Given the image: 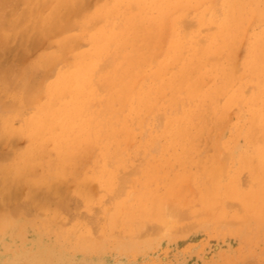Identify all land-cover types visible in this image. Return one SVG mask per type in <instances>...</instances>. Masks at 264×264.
<instances>
[{"label":"rangeland","instance_id":"374dc122","mask_svg":"<svg viewBox=\"0 0 264 264\" xmlns=\"http://www.w3.org/2000/svg\"><path fill=\"white\" fill-rule=\"evenodd\" d=\"M46 1L49 3L51 2L52 4L49 5V3L48 4L46 3ZM63 1L64 0H56L54 3V1L52 2L51 0L50 1L45 0V3L47 4V6L49 5L47 7L46 4L42 3L43 6H42V4H40L41 2H44L43 0H41V2H40V0H32L33 3H31V0H20V2H18V3L14 4V2H13L12 4H9L7 9H6V12L3 15V17H2L3 13L1 12V14H0V21L1 22L3 21V23H4V24L0 23V41H1L0 44H1V46H3L2 48L0 47V76L3 77V80H2V77H0V91H1L0 94H3V97L1 95L2 102L5 101L7 104L9 103L10 100L12 101V99H13V101L12 102L10 101V104L7 107L8 110H6V109L2 110L0 108V153L1 154L3 153V156L0 154L2 157V158L0 157V178H1L0 179V186L1 187L5 186L4 189H6V185L10 184L9 186H7L8 190L0 191V194L1 193L3 194V196H2V194L0 195V201H1L0 202V205H1V207H0V264H264V239H263L264 236L261 234L260 231L256 232V229H253L250 231L249 226H250L251 218H250L249 214H246L248 212H245L246 206L243 207V205H242L243 204L242 193H247L248 190L251 189V187L255 184V182L253 180V178H254V170H253L254 165L259 164V167L258 166H256V167H258L260 171H261V169L264 170V168H261L259 156H257L258 158H256V156H255L254 161L252 158L253 156H251V158H252L251 160L253 162H257V160H258L257 164L251 162L250 165H247V164L242 165L240 162L241 156L243 154H246L248 151H249L248 152L249 154H252L253 152L255 153V151H253V150H255L257 147H261L262 150L264 149L263 144H262V146L261 145L258 146L260 141H261V143L264 141V137L261 135L262 133H264V126H263L264 120H262V119H264V112H263V109H264V106H263L264 96L263 95H264V93H262L260 95V98L262 100L259 101L260 98L258 97L259 100L257 101L259 103L258 105L260 107L263 106L262 108H260V107L257 108V102L254 103L255 104L254 106H253V104L251 105V102H252L251 99L252 98L255 101L257 100V97H256V99L253 97V95L256 94L255 92L258 93V91L260 92V90L263 89L261 87L262 84L260 83V80H259V84L256 83L257 81L254 79L256 77L252 78V80H251L250 77H252V76H249V74H251V73H249V71H245V70H247V69H245V67L242 68L244 66L243 62H245L247 48L249 47V44L253 43V41L255 39L254 36L263 31L264 22H260V20H258L257 17L252 16L251 14H250V16L247 15L245 17V20L247 22L245 23V21H244L243 25L237 29L236 34H235L236 36H234L233 40L231 41L232 43H230V46L232 48L229 46V51H226L223 49V51H221V53H219L217 55L216 54H210V56H208L209 60H207V61H209V64L213 63V64L217 65V63H221V61H224V59H227L226 62H229V61L233 62L236 66L235 69L238 70L239 72L234 70L233 69L234 66L231 67L234 64L231 63L232 65L230 66V62H229V67H231V69H232L231 75L234 76L235 79H237L238 76L241 75L240 77L245 79V81H247L246 78L249 79L250 81L248 80L249 82H246V86H245L244 94H243L244 97L241 101L234 103V104H223L221 106L219 101L213 100V101H208L204 105H201L200 107L197 108L198 110L197 109L193 110L194 112L189 117V120L186 123L185 128H184L185 130H188V128H189L188 125L191 123L190 129H189L190 132L188 130V134H187V137L189 138V139L187 138V141L190 143L188 145L192 146V147H191V150L189 152L190 156L188 154L187 157L188 156L191 157L192 160H191V158L190 159L188 158V159H186L187 161L185 160V162H183V163H180V162L177 163V161L175 162V160L173 159L174 153L175 154L179 153L181 149L176 147L178 150L177 149H175L176 151L173 150L172 139H170V136L168 134H166V135L164 134L163 128H164V125L166 122V115L170 114V113H172L174 115H180V114H182V107L180 105H178L179 108L176 107V110H172V109L168 110L167 100L164 97V100L163 99L160 100V102L162 103V106H160L161 107L160 110H159V106L158 107L157 106H154V107L150 106L151 111H150V109L148 111H146V113L149 114V116L148 115L147 116L150 119L147 117L145 122H143V120H142V122L140 121L142 125H145V127H143L141 125L139 126L140 122L134 123V125H133L132 122L130 120H128L132 124V126H131L132 128H131V127H129L130 123H127L128 121L127 120L125 121L123 119L118 122L119 124H116L117 128L118 127L121 128V131L119 130V131H117V133L119 135L121 132L120 135L122 137H120V135H119L118 140H117V136L115 135L114 137H112V139H113V141L115 139H116V141H118V145H117L116 141H114L113 143H115L119 148H120V146H119L120 141L122 144L121 147H124V149L121 148L123 151L119 150V148L117 149V147H116V151L118 152V153L117 152L116 153L119 156V158L123 159V161H124L123 164L114 165L112 163L113 160L111 158L107 159L108 157L104 154L105 153L104 150L106 149L105 144L98 142V141L96 142L94 137H92L91 135L84 137L82 142L80 143V147L78 146L74 150L72 149L70 154L68 153V151L66 152L67 154L65 153L66 158H67V156H71L74 154H75L74 156L76 157V153L80 154L79 156H80V158H83L82 160L78 159L79 158L78 155H77L78 158L76 157L77 160L80 161V163H78L76 161V158L74 156H71L73 159H71L69 157L68 159L70 161L67 159L68 161H67V163H65L66 162V158L64 157L65 154L59 153V151H61V150L57 148L56 141L52 140V139H54L53 137L55 136V134H52V133L46 131L47 134L45 133L44 136L41 135L42 137L39 136L40 138L37 139L36 138L37 137L36 136V133H37L36 127H38V126L35 124L33 126L24 125V117H31V115L36 111V109L39 108L44 102H46L47 99H49L48 95H47V89L49 86H51V84H53L54 82H56L58 80V75H59L61 70H65V69L73 70V69L77 68V65L82 64V61H83L82 58L83 57H84V59H85V57H87V59L88 58H95V55H93V53H92V42L88 38L87 31L92 32L94 30L100 29L108 23L109 17H108V15L106 16L107 12L105 13V12H101V11L103 8H104L103 11H106L108 8L111 7L112 4H114V2H113V0H83V1L78 0L79 2L81 1L79 3L77 0H73V1L67 0L66 5L65 4L61 5V2H63ZM71 1H72V3H71ZM215 1L216 2H222L223 0H215ZM247 1L250 2L252 0H247ZM70 3H71V5H70ZM125 6L126 5L123 4L122 8H126ZM34 7H35V9H34ZM29 8L31 9V12H28V11H30ZM27 9H29V10L26 11ZM60 9H62V10H60ZM185 9H184L185 11L183 10V12H182L183 15L180 18V21L178 23V28L182 32L197 33L199 41L204 43L206 41V37L209 34L216 33L218 31V27L215 23H210V24H201L200 23V21H199V15H200L199 14V8L196 7L194 4L188 5ZM56 10H57V16L59 15V18L55 16ZM23 12H26V13L28 12V13L25 15V14H23ZM22 14H23V16H22ZM29 14H31V15L27 16ZM169 14H171V13H169ZM171 15H169V16L172 17ZM18 16H20V17H18ZM47 16L50 18H48ZM102 16H104V17H102ZM22 17H24V18H22ZM25 17H26V19H25ZM28 17H30V18H28ZM41 17L44 18L43 22L41 21V19H42ZM21 18H22V21H21ZM23 19H25V21ZM37 19H38V21H37ZM13 20H14V22L15 21L17 22V20H18L17 25L13 24L14 23ZM47 20L48 21L51 20L50 25L48 24L51 27V31L53 30V24L52 23H54V25L56 26L55 28H57V29H54L51 33H49L50 28L47 25V23H48ZM165 21L166 22L164 23V26L162 29L163 33H161L162 31L160 32L158 30L162 35L157 32V29H155V27L148 28V31L150 32V37L148 36V38H153V39H152V41L150 40L151 42L148 43L149 47L147 48V50L150 51L149 55H151L153 57L152 58L150 57L151 60L149 58V60L147 61L148 66H146V65H144L145 67L143 66L145 70L143 69V67L141 68V71H142V69L144 71V72L142 71V74L150 73V71L159 62L168 58V56L170 55L169 53L171 51L170 50L171 48L169 45H171V41H172L173 26H172V22H171L172 20H170V18H168V19L166 18ZM37 22L38 23L42 22V27H43L42 29L40 28L41 25H38ZM60 23H62L61 27L66 24V27H69V28H66V29L59 28ZM67 23H71V24H67ZM45 24L47 26H45ZM58 25H59V27H58ZM140 25L142 28L147 27V24H145V23L140 22ZM25 29L28 30L29 37L27 36V30H26V35L23 34ZM84 29H85V31H84ZM239 29H241V30H239ZM47 30H48V32H47ZM149 32H148V34H149ZM1 33H3V34H1ZM238 33H239V36L237 38ZM155 34L156 35L160 34V37L161 36L162 37L160 38L159 35L156 36ZM77 35H78V37H77ZM153 35L156 37H159V38L153 37ZM35 36H36V38H35L36 40L34 39V41H35L34 42L33 38ZM38 36L40 38L37 39ZM71 36L73 37V39H74V36L77 39L75 38L74 40H76V41L75 42L72 41L73 42V43L71 42L72 45L68 46L70 49H68L67 46H61V43L64 40H67V37H71ZM27 37H28V39H26ZM154 38H156V40ZM235 38H237V39H235ZM39 39H40V41L38 42L37 40H39ZM158 39H160L159 40L160 42L162 40L161 44L158 42ZM32 41L34 42V44L35 43L39 44L41 41L42 42H41V44L36 46V44L34 45L32 43ZM148 41H149V39H147V42ZM153 41H156V42H153ZM234 41H236L237 43H235ZM2 42H5V43L3 44ZM157 44H160V49H158L159 45H157ZM156 46H157L156 51H154L155 50L154 47H156ZM63 48H65L66 50ZM152 48H154V50ZM233 49L235 50V53L234 52L231 53L232 51H234ZM152 51H153L154 55L152 54ZM155 53H157V54H155ZM226 53L228 54V57L230 56L229 60H228ZM167 54H168V56H167ZM87 55H89V56H87ZM211 55H215L214 56L215 58L217 57L214 60V62L211 61V58L213 57ZM224 55H225V57H224ZM222 56L224 57V59L222 58L223 60H220L221 59L220 57H222ZM231 56H233L232 61H231V58H232ZM47 57H50V60H53L55 62L54 63L52 61L50 62L49 59H47L48 61H43V62L41 61L42 59H46ZM52 57L53 58L56 57V58L53 59ZM57 58L59 60L58 62L56 60ZM217 59L219 61L217 63H215V61H217ZM261 62H262V64H264L263 63L264 62L263 56H262ZM100 63H101L100 64L101 67L99 66V70L105 71L107 69L105 67L107 63L105 61H101ZM1 64L5 65L6 67L1 65ZM30 64L31 65L34 64L32 66H35L37 68V71H39L38 67H41V69L44 68V70L40 69L41 72L43 71L42 76H44V72L47 73V66H49L48 64H50V65L52 64L53 67L51 65L50 67H52V69L50 71H48L47 74L45 73L46 77L45 76H44V78L42 77L43 81L41 78H39L40 80L38 82L40 83V86H38L39 85V83H38L37 89H35L32 93H30L31 95L29 93H28L29 95H26V93H25L24 94L25 97L23 96V98H22V96H21V95H23L22 92L26 90V88L23 86L25 84L28 86V84H29V81H28L29 78L27 77V75L30 76L29 72H31V68H33ZM175 64H176V66H174ZM27 65H29V66H27ZM177 65L180 68V66H179L180 63L178 64L176 62H173L171 64V66L169 65L170 68L169 67H168L169 69L167 68V70L169 72L166 70V74H167L166 76L170 77V76L176 74V72L179 70ZM173 66H174V69H172ZM4 67H5V69H4ZM29 67H31V68H29ZM147 69H148V71H146ZM170 69H172L171 70L172 72L170 71ZM175 69H176V71H175ZM242 69H243V71H242ZM6 70L7 71L11 70V72L14 75H16L15 73H17V74L22 73L24 75L18 74L17 78H16V76L11 74L10 77L7 76V77H9V79H8L9 81H8L5 79L6 76H4L6 73H8ZM26 70L28 73L26 72ZM195 70L193 72H195ZM197 70L199 72L200 71L203 72L204 69H202V68L198 69V67H197ZM197 70L195 72V74L197 73L196 76L193 73L194 76H191V78L189 80L184 82L183 87H185V86L187 87L189 85V83L196 82V84L200 85V84H202L201 82H203V84L200 85V87L197 85L199 88V93H200V91L203 88L205 89L207 87H210L211 86L210 83L214 84L215 79L211 78V77H213V75H211V74L209 75L210 76V78H209L208 74L206 73L205 75L207 77L203 76V78H201L200 80H196V78L199 74V72H197ZM238 73H239V75H238ZM242 73H243V75H242ZM2 74H4V75H2ZM262 75H264V74H262ZM262 75H260V76H262ZM22 77H24V78H22ZM10 78L13 80H11ZM27 78H28V80H27ZM207 78H208V81H211V82L206 83L202 80V79H204L205 81H207ZM261 78H259V79H261ZM14 79L16 80L15 82H14ZM262 79H264V77ZM262 79H261V82L264 81ZM10 80L13 81V83ZM20 80H22V81H20ZM253 80L256 82H254ZM139 81H141V80L138 79V82ZM199 81H200V83H199ZM18 82L21 83V85H19V87L17 85ZM140 83L141 82H139L138 84H136V83L135 84H136V86H139ZM262 83H264V82H262ZM174 84L177 85V82H174ZM10 85L13 86L14 88L11 87ZM20 87H22V88L19 89ZM15 88H17V89H15ZM23 88H25V90ZM14 89H15V91H13ZM257 89H259V90H257ZM20 90H21V93H19ZM102 93H103V91H102ZM33 94L35 97L33 96ZM177 94H179V95L177 96ZM177 94L175 93V96L177 99H179L182 95V92H178ZM68 95L69 94H67L66 97H63V99L61 101H68L70 99L69 97H71L70 95L69 96ZM29 96H31V97L28 98ZM1 98H0V101H1ZM3 98H4V100H3ZM14 101H15V105H14ZM27 101L30 103H28ZM189 103L190 102L188 101L185 104L189 105ZM1 104L3 105V108H6L5 105H7V104L4 105L3 103H0V107H2ZM11 104H13L14 106H12L11 109L9 110V106H11ZM28 104H30V106ZM210 104L214 106V108L212 106V109H214V111L211 110ZM153 108H154V110L152 111ZM224 108L225 109L228 108V109H226L228 111H224ZM124 109L125 110H123V108H122V111H124L126 113V115L124 112L121 111V114H122L121 117H124V115L125 116L129 115L128 109H126V107ZM165 109H166V111H165ZM204 109H205V111H204ZM216 109L219 110L218 113H217ZM252 109L253 110L255 109L256 111H257V109H259L257 112L261 111V113H263L262 114L263 118L260 117V120H262V122L260 120L258 121V123L261 124V125H259V127L262 126V128H259V127H257L258 125H256L257 130L255 128V132L257 131V133H256L257 135H255V133L253 132V134H254L253 136H255V137L257 136L256 140H258V135L262 136L259 138V139L262 138V140H258V142L254 139L255 137L253 138L257 142V144L255 143L256 146H255V144H252L253 141H252V143L249 141L250 138H248V139L245 138V135L247 137V132H248L247 130L249 129V126H251L249 123L250 122L249 120H250V117L252 114ZM201 110H202V112H201ZM203 111L206 112L205 115L203 114ZM149 112H153V113L150 114ZM161 112L165 113L163 115V117L159 116L161 114ZM222 112H223V115H222ZM146 113L143 116H146ZM224 114H226V115H224ZM203 116H205L206 119L203 118ZM218 116H220L221 119ZM158 117L161 120H159ZM164 117H165V119H163ZM200 117L204 120L200 119ZM5 119H8V120L6 121ZM128 119H130V118H128ZM143 119H144V117H143ZM151 120L153 121V123ZM162 120H164V121L161 123L160 121H162ZM122 123H124L125 125ZM235 123H237V124H235ZM147 124H149V125H147ZM240 124L242 126L244 125V127L240 128L241 130L240 129L238 130V128L240 126L236 129L237 125H240ZM5 125H8L9 127L5 126ZM161 125H163V126H161ZM140 127H143V128H140ZM193 127H194V129L192 130ZM202 127L204 128V130ZM127 128H128L127 131H130L127 133H130L129 135H131V137H133V138L135 137L134 138L135 140L131 139V137H129V135L125 132ZM134 128L136 130H134ZM195 128L197 129L196 131H194ZM131 129H133V131H134L133 135H132ZM140 129H142L143 131L139 132ZM258 129H261L260 133H259ZM237 130H238V132L241 131L242 135L237 133L236 132ZM135 131H137V132L135 133ZM191 131H192V133H191ZM202 131H204V132H202ZM48 133H50V134H48ZM198 133H199V135H198ZM235 133H237V135H235ZM149 134H150V137H149ZM200 134H202L201 137H199ZM238 134L240 135L239 137H238ZM151 135H152V137H151ZM196 135L201 140V141L199 140L200 142L198 141V138L196 137ZM234 135L237 136L238 138L235 137V139H233L232 136L234 137ZM123 136H126L128 138V140H130L132 142L134 140V142H133L134 144L132 142L130 143V141H128L126 144V141H124L125 137L123 139ZM165 136H167V137H165ZM148 137H149V139H147V140H149V142H146V138H148ZM158 137H160V138H158ZM164 137L167 139H164ZM7 138H8V140H7ZM127 138H126V140H127ZM154 138H156V139H154ZM41 139H43V140H41ZM92 139H93V141H92ZM139 139H143L142 143L140 142L142 145L139 143ZM150 139H152V140L154 139L153 140L154 142L157 141L158 147H155L156 144L154 145V142H152V140H150ZM191 139H192V141H191ZM86 141L88 143L90 142V144H88V145H90V147L87 150V152L85 150V148L88 146ZM47 142L50 144L48 147L46 146V145H48ZM151 142L153 144H151L152 147L151 146L150 147L153 150L159 149L160 153H159V151H157L156 152L157 154H155V153L152 154V152L149 151L151 149L149 147V144ZM157 142H155V143H157ZM42 143H44V144H42ZM83 143H84V145H86V146H84L85 148L82 145ZM98 143H100L101 145ZM128 143L131 144L132 147L130 145H128ZM145 143H147L148 145L146 144L147 145L146 146ZM194 143L195 144L197 143V145L195 146ZM40 144L43 145L42 148L45 147L47 151L49 150V152H47L45 150V152H43V154H41V152H40L41 158L39 155L36 156V154H35L36 149L34 150L35 145L41 146ZM102 144H104V145H102ZM97 145H99L100 147L102 146V147L98 148ZM126 145L129 149H127ZM143 145L146 146V148L145 147L142 148ZM153 145H154V147H153ZM198 145L200 147H198ZM135 146H136V148H135ZM166 146L168 147L167 150H165ZM252 147H254L255 149ZM100 149H101V151H100ZM143 149L144 150L147 149V153H145L146 151L144 152ZM198 149H200V150H198ZM79 150L81 151V153L79 152ZM84 150L86 152V155H83V153L85 154ZM127 150H129V151H127ZM50 151L54 152L55 155H53L54 153H52L51 155H53V156H51ZM194 151H195V154H194ZM121 152H123V154ZM161 152H163V153H161ZM44 153L47 157L44 155ZM130 153L133 155H131ZM164 153L166 154V156L164 155L165 158H167L169 155L171 156L167 159V161L171 162L172 165L174 163L175 164V165H173L174 168L178 167L181 164V166H180L181 168L180 167L178 169L175 168L176 173L181 171V169L185 170V172H186V170L188 168L185 169V167H189V168L192 167L191 169H189V173L193 172V174H191L192 177L190 178L192 180L189 179V177L191 175L187 171V173L184 176L186 178L180 176V173H179V175H176L178 177H176V180L174 183L176 185H180V184L182 185L183 183L189 184L188 180H190V181H192V183H194V186L192 187L191 184H190L191 186H187L188 184H186V185H183V187H182L180 185V187L177 186V189L171 190L170 194L175 195V196H172V198L170 196H168V198L173 199V197H175L178 201H181L180 202L181 208L179 207L180 209H178L177 213H175V214H172V213L176 212L177 209H175V211L173 209H171V210L169 209L170 211L173 210V212H171V213H169L170 211L167 213L166 212L167 210H165L166 214L165 213L163 214V212H164V210H163L160 213V216L162 218H160V217H158L159 214L156 213V209H155V212H154L155 214H152V215H154L152 217L151 213H153V212L150 211L151 210V207H150L151 201L149 200L147 202V204L145 205V208L144 207L143 208L147 209V211L151 212V213H149L148 216L152 217V218L145 219L146 218L145 217L144 221L145 220H147V221L143 222V224L141 223L143 221V219L140 222L135 221V223H137V224H135L134 221L133 222L131 221L133 223L132 228H134L132 231L130 229L131 226L130 227L126 226L128 221L125 219L127 216L126 214H128V210H129V212H131L130 206L133 205L132 208L134 207L133 209H135L140 204H142V201L144 200V196H146V198H147V197H149V195L154 196L157 193L160 195L161 190H162V192H166L163 187L166 186V182H170V180H171L170 175H173L175 173L172 171V168L170 167L171 164H167L168 162L165 161L163 156H162V158L160 157L161 154L163 155ZM151 154H152V156H150ZM154 154L157 156L158 161L155 159L156 156ZM31 155H32V159L30 157H28ZM33 155H35L36 157H34ZM42 155L45 156L46 158H48V160L45 159ZM191 155H193V156H191ZM81 156H84V157H81ZM20 157H21V159H19ZM160 158H161V160H160ZM193 158H194V160H193ZM263 158H264V155H263ZM17 160H18V162H17ZM49 160H51V161L53 160L52 163H55V161H56L55 165L62 162V164L60 163L62 166L59 168V167H57V166H60L58 164L55 167V165H53L51 163V161H49ZM108 160L110 161L111 165H108V162H109ZM126 160H127V162H126ZM152 160H154V161H152ZM37 161L39 163H41L42 165H45V164H43L44 161H45L44 163H47V164L45 166H42L41 164L37 163ZM73 161H75V162H73ZM146 161H147V164L145 165ZM149 161H150V163H149ZM162 161H164V163ZM172 161H174V162H172ZM12 162H13V164H15V166L12 164ZM155 162L157 164V165L155 164L156 172L158 171L157 169H160V171L158 173H156V172L155 173L158 174L159 176L153 174L154 170H150V169H153V167H154L151 164H154ZM187 162L190 166L187 164ZM192 162L194 164H192ZM197 162L198 163L200 162V163L197 164ZM48 163L49 164L51 163V164L48 165ZM69 163H72V164L75 163V164L73 166L71 164V167L69 169L68 166H65ZM160 163L163 164L162 167L164 166L163 168H165L164 172L166 173V175H165V173H163L164 169L162 170L161 169L162 167L158 168V167H160L159 166ZM33 165L35 167H33ZM51 165H53V166H51ZM99 165H100V167H99ZM112 165H113V167H112ZM143 165H145L146 167ZM198 165H200V166H198ZM201 165H204V166H202L203 168L201 167ZM74 166H77L78 168L74 167ZM101 166H102V168H101ZM117 166H119L120 168ZM142 166L145 167V169ZM151 166H152V168H151ZM207 166L214 167V168H211L207 171V169H208V168H206ZM218 166H221V168L219 167L221 169V172H219V175H218V171L220 170V169H218V171L216 173V175H218V177H215L216 176L215 174H214L215 176L213 177L212 174L214 173V171H216V167H218ZM38 167L41 168V170ZM52 167L56 171H58L57 168H59L62 170H66L67 172L64 171L65 173H68L69 172L68 170H70V172L68 174H65L63 171H62V174H60L61 171H60V173L59 172L54 173L53 171H55V170H53ZM72 167H74V168H72ZM10 168L12 169V172H11ZM23 168H24V170H23ZM27 168H28V170H27ZM76 168H77V170L79 169L78 172H77ZM167 168L168 169L170 168L171 170H168ZM2 169L8 170V171L6 172ZM32 169H34V171ZM38 169H39L40 173L38 171H36ZM45 169L47 170L48 173L50 172L49 171L50 169L53 172V174H52V172H50V174H52L51 176L50 175L46 176L48 179H46L45 177L43 178V176L48 174L46 172H44V173L42 172V171H46ZM141 169L148 171V172L145 171V173L143 172L144 174L149 173V174H146L147 177H149L151 174H153L155 176L154 177L155 179L149 177L150 183L147 182L148 179H146L147 181H144V180L142 181L141 179L144 178V176H143L144 174L142 173ZM175 169H173V170H175ZM202 169H203V173L205 172L204 174L206 175V177H204L205 175L202 173ZM18 170H20V172ZM108 170H109V173H108ZM212 170H213V172H211ZM16 171H18L19 174L21 173L20 175L25 174V176H23V177H25L23 181H22L23 177L21 176L20 178H21V181L26 185H24L23 183H20V181L16 180V178H17V177L15 178V176H17ZM103 171L104 172L106 171V173H104ZM75 172L78 173L77 176H76ZM172 172H173V174H172ZM181 172H183V171H181ZM187 174H188V176H187ZM198 174H203V177L201 178V182L199 184H195L196 181L194 182V177ZM209 174L213 177V179H214L213 182H210V180H211L210 178H212V177L208 176ZM59 175H63V177H60ZM68 175L69 176H71V175L76 176V181H74L75 178L69 177ZM4 176L5 177L11 176L10 177V178H12V179H10L11 182H9V179H8V181L5 180L6 182L4 183L3 179H6ZM174 176H171V177H173V179H174ZM40 177H42V178H40ZM67 177H68V179H67ZM96 177H98V178H96ZM157 177L160 180L156 179ZM180 177H181V179L184 178L183 181H181ZM20 178H18V179H20ZM168 178H169V180L167 181ZM205 178L207 179V181ZM60 179L61 180L67 179L66 182L62 181V182H64V184H62L63 185L62 190L66 189V191H67V189H68V191L66 192V193H68L67 195H70L69 194L70 193L69 188L73 189V190H70V191H72L71 194L73 193L71 195V197L67 196L68 198L66 199V201L67 200H70V201L68 204H67L68 201L65 202L64 207L63 206L61 207V204H59L60 202L57 204V202L60 200V197H62V193L60 194L58 192L60 194V197L56 196V197H59V200L56 199L57 202L55 201L56 202L55 204L52 203L53 201H51L52 199L54 200L56 198L54 195H57V193H55V192H57V189L56 190L54 189V191H53V188H54V186H55V188H57L56 186L59 185V183H60V182H55V184H52L53 180H55V181L59 180L60 181ZM69 179L70 180L74 179L73 180L74 185H77V182L79 183V186L77 185L78 187H77L76 191L73 188V187H75V186H73V184H71L72 187L71 186L69 187V185H70L68 183ZM106 179H107V181H106ZM151 179H154V181L153 180L151 181ZM186 179H187V181H186ZM27 180H28V182H27ZM115 180H116V182H114ZM140 180L142 182H146V183L143 184L141 182L143 185L141 184L140 187L137 188ZM155 180H156V182H155ZM112 181L114 182V184ZM179 181H180V184H177L176 182L179 183ZM215 181H217L219 183L222 182L223 184H225V186H223V190L219 194V196H221V198L217 197L218 194H215L214 192L210 191V189L212 190V188H213L210 186V184L212 186L214 185V188H215V183H214ZM1 182L4 184H1ZM43 182L44 183L47 182L46 184L49 185V187L46 186V184H44ZM48 182H50V183H48ZM32 183H33V185H32ZM41 183H43L46 186L45 190H44L43 185H41L42 190L40 189L41 186L39 184H41ZM65 183H67V184H65ZM70 183H72V181H70ZM208 183H210V184H208ZM16 184H17V186H20V188H22V190L20 189L22 192L19 190V187L17 188V186H16L15 189H18V190H16L17 192L15 190H13V191H15L14 193L16 196L11 195L13 192V191L11 192V189H14V188H12V186H15ZM28 184H30L32 187L34 185L36 188L38 187V189H36L37 193H38V191H39V193L42 191L40 194L42 195V197L43 196L44 197L42 198L40 196V194L38 196L40 197V199H42L41 200L42 203L45 202L44 205H42L40 207L37 206V204L40 201L37 200L38 196L36 195L37 193L34 191L35 187H33L34 189H32L33 192L31 191L32 194H29L30 193L29 190L31 187L29 186V188H28ZM89 184H91L90 185L91 187H89ZM111 184L115 185V186L110 187ZM158 184H159V187H158ZM204 184H205V186H204ZM67 185L69 188H65V186L67 187ZM80 185H82V186L80 187ZM83 185H85V187ZM148 185L150 187L149 191H148V189H146V188H148ZM186 186L190 190V191L188 190V192H191V193L193 192L192 193L193 197H191V196L188 197L189 199L191 198L192 201H187V203H188V204L186 203L187 205H185L186 198H184L185 192H186V190H185ZM203 186L205 188H207L206 190L208 193L209 192L211 194L214 193V194H212V196L215 195L216 198L222 199L221 200L222 202L220 200H219L220 202L219 201L216 202V200L213 198L212 199L214 201L212 202L211 201L212 199H210V194H208L210 201L207 202V204L205 203L206 201H202L203 200L202 194H204V196L205 195L207 196V193H204L205 189ZM82 187H83V190L81 189ZM109 187H110V189L108 190ZM156 187H157V189H155ZM181 187L184 189V191L182 189V191H183L182 193H184V196L181 198H184V199L180 198L181 193H178L179 195H176L177 192H180L179 188L181 189ZM209 187H211V188H209ZM47 188H48V190H52L50 192H53L52 193V194H54L53 198H52V194H50L49 191L46 192ZM50 188H52V189H50ZM78 188H80L79 189L81 192L80 194L78 193L79 192ZM214 188L212 191H214ZM75 189H76V187H75ZM1 190H2V188H1ZM25 190H27V192L28 191L29 192L26 193ZM135 190H136V192H135ZM8 191H9V194L6 193ZM58 191H60V189H58ZM139 191H140V194H138ZM141 191L142 192L144 191V193L145 192H147V193L141 194L142 193ZM174 191H175V193H174ZM44 192H46V194L47 193L49 194L47 196V198H45L46 195L42 194ZM60 192H62V191H60ZM34 193H36L35 195H36L37 199L36 198L35 199L37 200L38 203L36 201L35 202L37 204L33 203L34 201L32 200V199H34V195H33ZM191 193H186L187 194L186 197L188 196V194H191ZM26 194H27V196H25ZM17 195H19V196H17ZM31 195H32V198H31ZM137 195L140 197L139 199L134 198V196L137 197ZM49 196H51V197H49ZM215 196H214V198H215ZM1 197H2V199H3V197L6 199H4L2 201ZM48 197L50 199H48ZM178 197L180 199H178ZM30 198H31V200H30ZM129 198L132 200L129 201L128 200ZM133 198L135 199L136 205H135V203H132L134 200ZM44 199H46V201ZM169 199H166V201ZM47 200H50L51 203ZM173 200H169V201L176 203L177 200L176 201H173ZM183 200H184V202H183ZM46 202H49V203L47 204ZM124 202L127 203L126 206H129L132 203L129 206L130 208L129 209L127 208L128 210L126 212H125L126 207H125L124 211H123V208H121V211H120L121 205L123 204L125 206ZM137 202H138V204H137ZM23 203H25V204H23ZM33 204H35V205H33ZM46 204H47V207H46ZM171 204H173V203H171ZM28 205H30L28 208L31 211L27 208ZM66 205H67V207H65ZM166 205H167V203H165V206ZM244 205H245V203H244ZM34 206L35 207L37 206V207L35 208ZM173 206H175V204ZM178 206H180V205L177 204V207ZM177 207H175V208H177ZM24 209H26V210H24ZM133 209H132V213H135V217H137V215L140 216V214L142 213L141 212L138 214L137 212L143 211V210H141L142 208H140V210L136 209L137 212H135ZM181 209L184 211L183 212L184 214L182 213ZM18 210H20V211H18ZM122 211L125 213V215H124L125 217L124 216L123 217L125 219L126 224H124V226H122V224H120V221L124 220L122 217L121 220L117 219L118 222H116V224H114L116 226L114 227L112 225V228L110 229L109 227L111 226V223H110L111 219L114 220L115 218H113V217H115L116 215H117L116 218H120L121 215H123V214H121ZM145 211H143V212H145ZM180 211H181V213H180ZM180 214H182V215H180ZM10 215H11V217H10ZM49 216H51V217H49ZM130 217H131V215H130ZM135 217L132 216L133 219H131V220H134ZM53 219H55L56 221ZM127 219H128V217H127ZM161 219H164L165 222L162 221ZM165 219H167L168 221ZM131 222H129L128 225L129 224L131 225ZM109 223H110V225L107 228ZM138 223L139 224L141 223L142 225L137 226ZM244 227L246 228L247 232H244ZM88 229L91 230V232ZM87 231H89V232H87ZM240 231H242V232L240 233ZM66 232H67V235L65 236ZM242 234H243V236H242ZM89 235H90V238L88 237ZM91 236H92V238H91ZM90 243H92L91 247H90V245H91ZM93 245H94V248H92ZM96 245L98 247L95 248ZM260 258H261V260H260Z\"/></svg>","mask_w":264,"mask_h":264},{"label":"bare ground","instance_id":"6f19581e","mask_svg":"<svg viewBox=\"0 0 264 264\" xmlns=\"http://www.w3.org/2000/svg\"><path fill=\"white\" fill-rule=\"evenodd\" d=\"M44 2H41V0H40V4H48L49 2H47L46 1V3H45V0H43ZM48 1H50V0H48ZM52 2L54 1V3H55V1L56 0H51ZM73 1V0H72ZM72 1H71V3H72ZM78 1V0H77ZM83 1V0H82ZM14 2V4L15 3H18V2H20V0H0V14H1V12L3 13L2 14V17H3V15H4V13L6 12V9H7V7H8V5L9 4H12ZM34 2V1H33ZM32 2V0H31V3H33ZM79 2V1H78ZM81 2V1H80ZM79 2V3H80ZM113 2H114V4H112L111 5V7L110 8H108L106 11H103L104 10V8L102 9V11L101 12H107L106 13V16L108 15V17H109V20H108V23L104 26V27H102V28H100V29H97V30H94V31H92V32H88L87 31V34H88V38L91 40V42H92V53H93V55H95V58H88L87 59V57H85V59H84V57L82 58V64H79V65H77V68H75V69H73V70H67V69H65V70H61L60 71V73H59V75H58V80L56 81V82H54L53 84H51V86H49L48 87V89H47V95H48V98L49 99H47V101L46 102H44L39 108H37L36 109V111L31 115V117H24V125H26V126H33L34 124L35 125H37L38 127H36L35 129L37 130L36 132V138L38 139V138H40V137H42L41 135H43L44 136V134L46 133V131H48V132H50V133H52V134H55V136L53 137L54 139H52L53 141L55 140L56 141V144H57V148L58 149H60L61 151H59V153H63V154H65L67 151H68V153L70 154L71 153V151H72V149L74 150L76 147H80V143L82 142V140H83V138L84 137H87V136H89V135H91L92 137H94V139L96 140V142L98 141V142H101V143H104L105 144V155L108 157L107 159H109V158H111L112 160H113V164L114 165H121V164H123L124 163V161H123V159H121V158H119V156L117 155V151H116V147H117V149L119 148L117 145H118V141H116V139L114 140V141H116L117 142V145L115 144V143H113L114 141H113V139H112V137H114L115 135L117 136V140H118V136L121 134V132H120V134L118 135V133H117V131H121V128L120 127H118L117 128V126H116V124H119L118 122L120 121V120H130L131 122H132V124L134 125V123H139L140 121L142 122V120H143V122H145L146 121V119H147V117L149 116V114H147L146 113V111H148L149 109H150V106L152 107H154V106H159V110H160V106H162V103L160 102V100H164V97L166 98V100H167V108H168V110L169 109H172V110H176V107H178V105H180L181 107H182V114H180V115H174V114H172V113H170V114H167L166 115V122H165V125H164V128H163V132H164V134L166 135V134H168L169 136H170V139H172V147H173V150H175V149H177L176 147H178V148H180L181 150H180V152L179 153H177V154H175L174 153V157H173V159L175 160V162L177 161V163L178 162H180V163H183V162H185V160L186 159H190L191 157H189L190 156V154H189V152H190V150H191V147L192 146H189L188 144H190L188 141H187V134H188V130L190 129V124L188 125L189 126V128H188V130H185L184 128H185V125H186V123L188 122V120H189V117L191 116V114L194 112L193 110H196L198 107H200L201 105H204L205 103H207L208 101H213V100H216V101H219L220 102V105L222 106L223 104H234V103H237V102H239V101H241L242 99H243V94H244V89H245V86H246V82H249L250 80L249 79H247L246 78V80L247 81H245V79H243V78H241L240 76H238V78L237 79H235L234 78V76H232L231 74H232V69H231V67H233L234 66V70H236L235 69V64L233 63V62H230V66L232 65L231 63H233L234 65H232L231 67H229V62H226L227 61V59H224V57H225V55H224V57L222 56V57H220L221 59L220 60H223L224 59V61H221V63H217L219 60L217 59V61H215V63H217V65L216 64H213L212 62H214V60L217 58H215L214 56L215 55H211V56H213L212 58H211V63L212 64H209V61H207V60H209L208 59V56H210V54H219V53H221V51H223V49L224 50H226V51H229V46H230V43H232L231 41L233 40V38H234V36H236L235 34H236V31H237V29L238 28H240L242 25H243V23H244V21H245V23L247 22L246 20H245V17L247 16V15H249L250 16V14L252 15V16H255V17H257L258 18V20H260V22H264V0H252V1H247V0H223L222 2H216L215 0H113ZM37 3V2H36ZM71 3H70V5H71ZM43 4H42V6H43ZM47 4H46V6H47ZM50 4H52L51 2L49 3V5ZM63 4H67V0H64L63 2H61V5H63ZM123 4H125L126 6V8H122V5ZM190 4H194L196 7H198L199 8V21H200V23L201 24H210V23H215L216 25H217V27H218V31L216 32V33H212V34H209L207 37H206V41L204 42V43H202V42H200L199 41V39H198V34L197 33H189V32H182L179 28H178V23H179V21H180V18L182 17V12H183V10L188 6V5H190ZM48 5V6H49ZM45 6V5H44ZM47 6V7H48ZM57 6V5H56ZM106 6V5H105ZM104 6V7H105ZM30 7V6H29ZM31 8V7H30ZM29 8V9H30ZM69 8V7H68ZM67 8V9H68ZM29 9H27L26 11H28ZM34 9H35V7H34ZM53 10V9H52ZM60 10H62V9H60ZM59 10V11H60ZM186 10V9H185ZM184 10V11H185ZM9 12V11H8ZM28 12H31V9H30V11H28ZM27 12V13H28ZM26 12H23V14H27ZM169 13H171V14H169ZM14 14V13H13ZM21 14V13H20ZM23 14H22V16H23ZM55 16L56 17H58L59 18V15L57 16V10H56V12H55ZM171 15L172 17H170L169 15ZM11 15V14H10ZM31 14H29V15H27V16H30ZM49 15V14H48ZM100 15V14H99ZM104 15V14H103ZM51 16V15H50ZM105 16V17H106ZM248 16V17H249ZM251 16V17H252ZM1 17V18H2ZM18 17H20V16H18ZM17 17V18H18ZM44 17V16H43ZM48 17V16H47ZM102 17H104V16H102ZM250 17V18H251ZM22 18H24V17H22ZM22 18H21V21H22ZM28 18H30V17H28ZM27 18V19H28ZM42 18V17H41ZM48 18H50V17H48ZM55 18V17H54ZM168 19V18H170V20H172L171 22H172V26H173V35H172V41H171V45H169L170 46V55L168 56V54H167V56H168V58H166V59H164L163 61H161V62H159L151 71H150V73H145V74H142V71H143V69H144V65H146V66H148V63H147V61L149 60V58L151 57H153V56H151V55H149V52L150 51H148L147 50V48L149 47V45H148V43L149 42H151L152 41V39L153 38H148V36L150 37V32L148 31V28H150V27H155V29H157V32L158 33H160L161 31V33H163V26H164V23L166 22L165 21V19ZM172 18V19H171ZM19 19V18H18ZM25 19H26V17H25ZM25 19H23L24 21H25ZM40 19V18H39ZM43 19L44 18H42L41 19V21L43 22ZM47 19V18H46ZM248 19V18H247ZM15 20V19H14ZM14 20H13V22H14ZM37 21H38V19H37ZM40 21V20H39ZM42 22H40V23H38V25H41V29L43 28L42 27ZM48 22V23H47ZM47 25L49 24L50 25V22H51V20H47ZM140 22L141 23H145V24H147V27H145V28H142L141 27V25H140ZM0 23H3V21L1 22L0 21ZM17 23H18V20H17V22L15 21L13 24H16L17 25ZM72 23V22H71ZM71 23H67V24H71ZM4 24V23H3ZM53 24V30L54 29H57V28H55L56 26L54 25V23H52ZM46 24H45V26H47ZM48 25V26H49ZM61 25H62V23H60V27H59V25H58V27L59 28H61V29H66V28H69V27H66V24L65 25H63L62 27H61ZM85 25V24H84ZM70 26V25H69ZM86 26V25H85ZM4 28V27H3ZM49 28H50V32L49 33H51L52 31H51V27L49 26ZM48 28V29H49ZM71 28V27H70ZM263 29V28H262ZM26 30L27 29H25V31H24V33L23 34H25L26 35ZM160 32H159V31ZM239 30H241V29H239ZM84 31H85V29H84ZM46 32V31H45ZM47 32H48V30H47ZM148 32H149V34H148ZM160 33V34H161ZM1 34H3V33H1ZM22 34V35H23ZM160 34H157V35H159V37H160ZM81 35V34H80ZM156 35V34H155ZM156 35V36H157ZM162 35V34H161ZM24 36V35H23ZM27 36L29 37V32H28V30H27ZM73 36V35H72ZM67 37V40H64L62 43H61V46H69V45H72V41H76V40H74L76 37V35L74 36V39H73V37ZM156 36H154L153 35V37H156ZM238 36H239V33H238V35H237V38H238ZM28 37L26 38V39H28ZM77 37H78V35H77ZM159 37H156V38H159ZM162 37V36H161ZM160 37V38H161ZM255 39H254V41H253V43H251V44H249V47L247 48V53H246V57H245V62H243L244 63V66L242 67V68H244L245 67V69H247V70H245V71H249V73H251V74H249V76H252V77H250V79L252 80V78H254V77H256V78H254L256 81H254V82H256V83H258L259 84V80H260V83L262 84H260L261 85V87L263 88V89H261L260 90V92L258 91V93L257 92H255L256 94H254L253 95V97L256 99V97H257V100L255 101L253 98L251 99V101L253 102H251V105L253 104V106L255 105L254 103L255 102H257L258 100H259V98H260V95L262 94V93H264V83H262V82H264V81H262L261 82V79L264 77V75H262V74H264V64H262V56H263V60H264V29H263V31L262 32H260V33H258V34H256L255 36ZM33 38V37H32ZM36 38V36L33 38V41H34V39ZM38 38H40L39 36L37 37V39ZM156 38H154L155 40H156ZM237 38H235V39H237ZM73 39V40H72ZM77 39V38H76ZM147 39H149V41L147 42ZM32 40V39H31ZM36 40V39H35ZM151 40V41H150ZM160 39H158V42L161 44V42H162V40H161V42L159 41ZM239 40V39H238ZM32 41V43L34 44V42ZM38 42L40 41V39L39 40H37ZM237 41V40H236ZM236 41H234L235 43H237ZM42 42V41H41ZM41 42L39 43V44H41ZM72 42V43H71ZM153 42H156V41H153ZM0 43H1V41H0ZM3 44L5 43V42H2ZM31 43V44H32ZM36 44V43H35ZM34 44V45H35ZM39 44H36V46H38ZM156 44V43H155ZM154 44V45H155ZM160 44H157V45H159V48L158 49H160ZM33 45V46H34ZM233 45V44H232ZM235 45V44H234ZM0 47L2 48L3 46H1V44H0ZM32 47V46H31ZM231 47V46H230ZM66 48V47H65ZM65 48H63V49H65ZM154 48H155V50H154ZM154 48H152L154 51H156V48H157V46L156 47H154ZM232 48V47H231ZM67 49V48H66ZM65 49V50H66ZM68 49H70L69 47H68ZM67 49V50H68ZM72 49V48H71ZM151 49V50H152ZM234 50V49H233ZM160 51V50H159ZM158 51V52H159ZM231 52V51H230ZM235 53V50L234 51H232L231 53ZM223 53V52H222ZM88 54V53H87ZM151 54V53H150ZM152 54H153V51H152ZM155 54H157V53H155ZM227 54V53H226ZM230 54V53H229ZM79 55V54H78ZM154 55V54H153ZM165 55V54H164ZM231 55V54H230ZM57 56V55H56ZM80 56V55H79ZM87 56H89V55H87ZM157 56V55H156ZM235 56V55H234ZM78 57V56H77ZM155 57V56H154ZM227 57H228V54H227ZM230 57V56H229ZM229 57H228V60H229ZM232 58H231V61L233 60V56H231ZM53 58V57H52ZM56 57H54L53 59H55ZM76 58V57H75ZM151 58H150V60H151ZM210 58V57H209ZM219 58V57H218ZM223 58V59H222ZM47 59H49L50 60V57H47L46 59H42L41 61L43 62V61H48ZM57 60V62L59 61L58 60V58L56 59ZM160 60V59H159ZM55 62V61H53V60H50V62ZM101 61H105L107 64H106V70L105 71H100L99 70V66L101 67ZM155 61V60H154ZM40 62V61H39ZM173 62H176V63H180V68L178 67V65H177V67L179 68V70L176 72V74H174V75H172V76H166L167 74H166V70H167V68L169 67V65L171 66V64L173 63ZM29 63V62H28ZM52 63V64H53ZM147 63V64H146ZM264 63V62H263ZM4 64V63H3ZM3 64H1V65H3ZM7 64V63H6ZM51 64V65H52ZM13 65V64H12ZM31 65V64H30ZM32 65H34V64H32ZM31 65V66H32ZM49 66H47V73H48V71H50L51 69H52V67H53V65H52V67H50L51 65L50 64H48ZM3 66H5V65H3ZM27 66H29V65H27ZM144 66V67H143ZM174 66H176V64L174 65ZM174 66H173V68L172 69H174ZM6 67V66H5ZM5 67H4V69H5ZM33 68H31V67H29V68H31V72H29V74H30V76L29 75H27V77L29 78V80H28V78H27V80L29 81V84H28V86L25 84H23L24 86L23 87H25L26 88V90H25V88H23L25 91H23L22 92V94L23 95H21L22 96V98H23V96H24V94L26 93V95H29L30 93H32L35 89H37V87L38 86H40V83L38 82L40 79L39 78H41L42 79V77L44 78V76L46 77V72H44V76H42L43 75V71L41 72L40 71V69H41V67H38V69H39V71H37V68L35 67V66H32ZM76 67V66H75ZM143 67V69H142V71H141V68ZM197 67H198V69L199 68H202V69H204L203 70V72H199L198 70H197ZM14 68V67H13ZM21 68V67H20ZM149 68V67H148ZM170 68V67H169ZM168 68V69H169ZM9 69V68H8ZM15 69V68H14ZM13 69V70H14ZM26 69V68H25ZM172 69H170V71L172 70ZM197 70V72H199V74H198V76H197V78H196V80H200L201 78H203V76H206L205 74L207 73L208 74V77L210 78V74L211 75H213V77H211V78H214L215 79V83L214 84H212V83H210V87H207V88H203L201 91H200V93H199V88H198V86L200 87V85H202L203 84V82H201L202 84H196V82H194V83H189V85L186 87H183V83L184 82H186L187 80H189L190 78H191V76H196V74H195V72H196V70ZM231 69V70H230ZM3 70V69H2ZM41 70H44V68L43 69H41ZM145 70V69H144ZM195 70V72H193ZM7 71V70H6ZM16 71V70H15ZM20 71V70H19ZM18 71V72H19ZM146 71H148V69L146 70ZM168 71V70H167ZM175 71H176V69H175ZM236 71H238V70H236ZM235 71V72H236ZM242 71H243V69H242ZM4 72V71H3ZM2 72V73H3ZM8 73H4V74H2V75H4V76H6V80H8L9 79V77H10V75L12 74V75H14L12 72H11V70H8L7 71ZM17 72V71H16ZM26 72H27V70H26ZM144 72V71H143ZM169 72V71H168ZM172 72V71H171ZM231 72V73H230ZM234 72V73H235ZM239 72V71H238ZM25 73V72H24ZM28 73V72H27ZM46 73V74H45ZM193 73H194V75H193ZM233 73V74H234ZM241 73V72H240ZM16 75H14V76H16V78H17V75L18 74H22V73H15ZM26 74V73H25ZM169 74V73H168ZM22 75H24V74H22ZM236 75V74H235ZM238 75H239V73H238ZM242 75H243V73H242ZM248 75V74H247ZM260 75H262V76H260ZM7 76H9V77H7ZM259 76V77H258ZM0 77H2V76H0ZM199 77V78H198ZM207 77V76H206ZM262 77V78H261ZM15 78V77H14ZM22 78H24V77H22ZM259 78H261V79H259ZM4 79V80H5ZM11 79V78H10ZM138 79H140L141 81H139V82H141L140 83V85L139 86H136V84H138L139 82H138ZM2 80H3V77H2ZM11 80H13V79H11ZM10 80V81H11ZM195 80V81H196ZM204 82H211V81H208V78H207V81H205L204 79H202ZM249 80V81H248ZM262 80H264V79H262ZM9 81V80H8ZM16 80L14 79V82H15ZM20 81H22V80H20ZM27 81V82H28ZM42 81H43V79H42ZM194 81V80H193ZM6 82V81H5ZM12 83H13V81H11ZM174 82H177V85H175L174 84ZM20 82H18V87H19V85H21V83L19 84ZM39 83V85L37 86V84ZM136 83V84H135ZM199 83H200V81H199ZM205 84V83H204ZM257 84V85H258ZM15 85V84H14ZM198 85V86H197ZM256 85V86H257ZM5 86V85H4ZM11 86V85H10ZM27 86V87H26ZM11 87H13V86H11ZM17 87V88H18ZM36 87V88H35ZM260 87V86H259ZM14 88V87H13ZM17 88H15V89H17ZM22 87H20L19 89H21ZM15 89L13 90V91H15ZM257 90H259V89H257ZM5 91V90H4ZM8 91V90H7ZM17 91V90H16ZM102 91H103V93H102ZM1 92V91H0ZM9 92V91H8ZM178 92H182V95H181V97L179 98V99H177L176 98V96H175V93L177 94ZM19 93H21V90H20V92ZM29 93V94H28ZM9 94V93H8ZM67 94H69L71 97H69L70 99L68 100V101H61L62 99H63V97H66V95ZM1 95H2V97H3V94H0V98H1ZM31 95V94H30ZM68 95V96H69ZM175 97H174V96ZM179 94H177V96H178ZM259 95V96H258ZM7 96V95H6ZM20 96V97H21ZM33 96H34V94H33ZM264 96V95H263ZM25 97V96H24ZM31 96H29L28 98H30ZM35 97V96H34ZM259 97V98H258ZM262 97V96H261ZM14 98V97H13ZM15 99V98H14ZM225 99V100H224ZM3 100H4V98H3ZM9 100V99H8ZM16 100V99H15ZM35 100V99H34ZM262 99L260 98V100L259 101H261ZM7 101V100H6ZM11 101V100H10ZM10 101H9V103L7 104L5 101H3L2 102V98H1V101H0V103H3L4 105L5 104H7V105H5V107L6 108H3V105H2V107H0L2 110L3 109H6V110H8L7 109V107H8V105L10 104ZM12 101H13V99H12ZM11 101V102H12ZM190 102L189 103V105L187 104H185L186 102ZM264 101V100H263ZM28 102V101H27ZM28 103H30V102H28ZM211 103V102H210ZM27 104V103H26ZM165 104V103H164ZM215 104V103H214ZM259 103L257 102V108H259L260 106L258 105ZM14 105H15V101H14ZM13 104H11V106H9V110L11 109V107L12 106H14ZM29 106H30V104H28ZM262 105V104H261ZM206 106V105H205ZM212 106L213 105H211L210 104V108H211V110L212 111H214V109H212ZM218 106V105H217ZM229 106V105H228ZM232 106V105H231ZM263 106H264V104H263ZM263 106H261L260 108H262ZM18 107V106H17ZM126 107V109H128V113H129V115L128 116H125L126 115V113L124 112V111H122V108H123V110H125L124 108ZM179 108V107H178ZM213 108H214V106H213ZM222 108V107H221ZM229 108V107H228ZM228 108H226V109H228ZM13 109V108H12ZM16 109V108H15ZM164 109V108H163ZM201 109V108H200ZM225 108H224V111H228V110H226ZM154 110V108L152 109V111ZM198 110V109H197ZM217 110V113H218V109H216ZM259 109H257V111H258ZM121 111L122 112H124L125 113V115H124V117H121ZM150 111H151V109H150ZM165 111H166V109H165ZM204 111H205V109H204ZM203 111V114L205 115L206 114V112H204ZM223 111V112H224ZM255 109L253 110L252 109V114H251V117H250V125L251 126H249V129L247 130L248 132H247V137H246V135H245V138H250L249 139V141L252 143V141H253V143L252 144H257V142H258V140H262V138L261 139H259L260 137H264V133H262L261 135L262 136H260V135H258V140H256V137L255 136H253L254 134H253V132L255 133V135H257L256 133H257V131L255 132V128H256V130H257V127H259V125H261L260 123H258V121L260 120V117H262L263 118V116H262V114L263 113H261V111L260 112H257ZM16 112V111H15ZM201 112H202V110H201ZM200 112V113H201ZM223 112H222V115H223ZM263 112H264V109H263ZM6 113V112H5ZM20 113V112H19ZM145 113H146V116H143V115H145ZM150 114H152L153 112H149ZM225 113V112H224ZM227 113V112H226ZM7 114V113H6ZM18 114V113H17ZM24 114V113H23ZM162 114V115H161ZM161 114L159 115V116H162L163 117V115L165 114V113H162L161 112ZM214 114V113H213ZM216 114V113H215ZM148 115V116H147ZM202 115V114H201ZM224 115H226V114H224ZM16 116V115H15ZM200 116V115H199ZM143 117H144V119H143ZM218 117H220V116H218ZM9 118V117H8ZM128 118H130V119H128ZM142 118V119H141ZM149 118V117H148ZM159 118V117H158ZM203 118H205L206 119V117L205 116H203ZM223 118V117H222ZM150 119V118H149ZM163 119H165V117L163 118ZM200 119H202L201 117H200ZM220 119H221V117H220ZM6 121L8 120V119H5ZM10 120V119H9ZM159 120H161L160 118H159ZM202 120H204V119H202ZM262 120H264V119H262ZM262 120H260L261 122H262ZM13 121V120H12ZM11 121V122H12ZM130 121H128L127 123H130V126L129 127H131L132 126V124H131V122ZM152 121V120H151ZM150 121V122H151ZM164 120H162V121H160L161 123L163 122ZM220 121V120H219ZM9 122V121H8ZM141 122H140V124H139V126L141 125V126H143V127H145V125H142L141 124ZM149 122V123H150ZM218 122V121H217ZM4 123V122H3ZM152 123H153V121H152ZM258 123V124H257ZM7 124V123H6ZM122 124H124V123H122ZM144 124V123H143ZM197 124V123H196ZM235 124H237V123H235ZM264 124V123H263ZM125 125V124H124ZM147 125H149V124H147ZM151 125V124H150ZM200 125V124H199ZM256 125H258L257 127H256ZM5 126H8V125H5ZM13 126V125H12ZM128 126V125H127ZM136 126V125H135ZM155 126V125H154ZM161 126H163V125H161ZM205 126V125H204ZM234 126V125H233ZM240 126V127H239ZM264 126V125H263ZM9 127V126H8ZM143 127H140V128H143ZM198 127V126H197ZM206 127V126H205ZM239 127V128H238ZM242 127H244V125L242 126L241 124L240 125H237V127H236V129L238 128V130L240 129V128H242ZM30 128V127H29ZM120 128V129H119ZM132 128V127H131ZM203 128V127H202ZM259 128H262V126L261 127H259ZM12 129V128H11ZM194 129V127L192 128V130ZM34 130V129H33ZM60 130V131H59ZM124 130V129H123ZM128 130V128L126 129V133L127 132H130V131H127ZM134 130H136L135 128H134ZM145 130V129H144ZM197 129L195 128V130L194 131H196ZM203 130H204V128H203ZM238 130L236 131L237 133H239L240 135H242V132L241 131H239L238 132ZM241 130V129H240ZM243 130V129H242ZM12 131V130H11ZM28 131V130H27ZM59 131V132H58ZM140 131H143L142 129H140L139 130V132ZM201 131V130H200ZM258 131H259V133H260V131H261V129H258ZM124 132V131H123ZM131 132H132V135H133V133H134V131H133V129H131ZM137 131H135V133H136ZM189 132H190V130H189ZM202 132H204V131H202ZM50 133H48V134H50ZM152 133V132H151ZM191 133H192V131H191ZM234 133V132H233ZM237 133H235V135H237ZM47 134V133H46ZM125 134V133H124ZM128 135L130 134V133H127ZM139 134V133H138ZM154 134V133H153ZM152 134V135H153ZM238 134V137L240 136ZM152 135H151V137H152ZM198 135H199V133H198ZM201 135L202 134H200V136L199 137H201ZM234 135V137L232 136V138L233 139H235V137L236 138H238L237 136H235ZM40 136V137H39ZM141 136V135H140ZM164 136V135H163ZM120 137H122L121 135H120ZM119 137V138H120ZM124 137H125V139H124ZM129 137H131V135H129ZM149 137H150V134H149ZM149 137L148 138H146V142H149V140H147V139H149ZM165 137H167V136H165ZM164 137V139H167V138H165ZM192 137V136H191ZM196 137H197V135H196ZM255 137V138H254ZM32 138V137H31ZM35 138V139H36ZM126 136H123V139H124V141H126V144H127V142L128 141H130V140H128V138H127V140H126ZM135 138V137H134ZM133 137H131V139H134ZM140 138V137H139ZM158 138H160V137H158ZM198 138V137H197ZM257 141H255L254 139ZM154 139H156V138H154ZM153 139V140H154ZM189 139V138H188ZM7 140H8V138H7ZM41 140H43V139H41ZM120 140V139H119ZM135 140V139H134ZM134 140H133V142H134ZM141 140V141H140ZM150 140H152V139H150ZM152 140V142H154ZM200 139L198 138V141H199ZM246 140V139H245ZM17 141V140H16ZM27 141V140H26ZM40 141V140H39ZM50 141V140H49ZM48 141V142H49ZM90 141V140H89ZM92 141H93V139H92ZM91 141V142H92ZM123 141V142H124ZM142 141H143V139H139V143L141 142L142 143ZM191 141H192V139H191ZM194 141V140H193ZM201 141V140H200ZM199 141V142H200ZM47 142V144L48 145H46L47 147L50 145L49 143ZM87 142V141H86ZM132 141H130V143H131ZM132 142V143H133ZM150 143L149 144V147L151 146V144H153V143ZM155 142H157V141H155ZM154 142V145L156 144H158V142L157 143H155ZM168 142V141H167ZM264 142V141H263ZM261 143V141H260V143L258 144V146H262V144H263V146H264V143ZM14 143V142H13ZM140 143V144H141ZM42 144H44V143H42ZM42 144H40L41 146H37V145H35V147H34V150L36 151L35 152V154H36V156L37 155H41V154H43V152H45V150H46V148L45 147H43L42 148ZM88 144H90V142L88 143L87 142V145ZM97 144V143H96ZM98 144H100V143H98ZM104 144H102V145H104ZM134 144V143H133ZM147 143H145V145H146ZM195 144V143H194ZM256 144H255V146H256ZM83 145V147L84 146H86V145H84V143L82 144ZM101 145V144H100ZM121 141H120V144H119V146H120V148H119V150H122L121 148H123L124 149V147H121ZM128 145H130L131 146V144H129L128 143ZM142 145V144H141ZM148 145V144H147ZM146 145V146H147ZM154 145H153V147H154ZM155 145V147H158V145L156 146ZM168 145V144H167ZM197 145V143L195 144V146ZM92 146V145H91ZM95 146V145H94ZM98 146V148L100 147L99 145H97ZM96 146V147H97ZM146 146H144L143 145V147L142 148H146ZM164 146V145H163ZM33 147V146H32ZM89 147H90V145H88L86 148H85V150H86V152H87V150L89 149ZM102 147V146H101ZM100 147V148H101ZM104 147V146H103ZM126 147H127V145H126ZM132 147V146H131ZM130 147V148H131ZM148 147V148H149ZM152 147V146H151ZM150 147V148H151ZM194 147V146H193ZM198 147H200L199 145H198ZM197 147V148H198ZM70 148V149H69ZM135 148H136V146H135ZM160 148V147H159ZM167 146H166V148H165V150H167ZM252 148H254V147H252ZM14 149V148H13ZM12 149V150H13ZM69 149V150H68ZM115 149V150H114ZM126 149V148H125ZM127 149H129L128 147H127ZM152 149V148H151ZM149 150V151H151L152 152V154L153 153H155V154H157L156 152L157 151H159V153H160V150L158 149H156V150ZM255 149V148H254ZM33 150V151H34ZM40 150V151H39ZM53 150V149H52ZM81 150V149H80ZM79 150V152L81 153V151ZM85 150H84V152H85ZM131 150V149H130ZM144 150V149H143ZM164 150V149H163ZM178 150V149H177ZM198 150H200V149H198ZM264 150V149H263ZM262 149H261V147H257L255 150H253V151H255V153L253 152L252 154H249L248 152L246 153V154H243L242 156H241V158H240V162H241V164L242 165H250V163L251 162H253L254 161V159H255V156H256V158H258L257 156H259V161H260V165H261V168H264V158H263V155H264V151H263ZM15 151V150H14ZM13 151V152H14ZM47 151V150H46ZM100 151H101V149H100ZM103 151V150H102ZM123 151V150H122ZM127 151H129V150H127ZM140 151V150H139ZM146 151V152H145ZM169 151V150H168ZM167 151V152H168ZM176 151V150H175ZM5 152V151H4ZM40 152H41V154H40ZM47 152H49V150L47 151ZM51 152V151H50ZM75 152V151H74ZM86 152H85V154L83 153V155H86ZM117 152V153H116ZM132 152V151H131ZM141 152V151H140ZM144 152L145 153H147V149L146 150H144ZM143 152V153H144ZM174 152V151H173ZM27 153V152H26ZM52 153H54V152H51L50 153V155L52 154ZM101 153V152H100ZM122 154H123V152H121ZM142 153V152H141ZM144 153V154H145ZM161 153H163V152H161ZM170 153V152H169ZM1 154V153H0ZM67 154V153H66ZM66 154H65V158H66ZM131 154V153H130ZM137 154V153H136ZM152 154L150 155V156H152ZM154 154V155H155ZM189 154V156L187 157V155ZM194 154H195V151H194ZM2 156H3V153L1 154ZM1 155H0V157H1ZM11 155V154H10ZM9 155V156H10ZM44 155H45V153H44ZM53 155H55V153L53 154ZM53 155H51V156H53ZM57 155V154H56ZM59 155V154H58ZM75 155V154H74ZM74 155H71V156H74ZM77 155L79 156L80 154H77L76 153V157H77ZM131 155H133V154H131ZM146 155V154H145ZM166 156V154L164 153L163 155L161 154V158H162V156L164 157V159H165V161L166 162H168L167 161V159L169 158V157H171L169 154V156L167 157V158H165V156ZM34 157H36L35 155H33ZM43 156V155H42ZM46 156V155H45ZM45 156H43L45 159H47L48 160V158H46ZM71 156H67V158H66V162L65 163H67V161L69 160L68 158L70 157L71 159H73ZM156 156V155H155ZM191 156H193V155H191ZM251 156H253L252 158H253V161L251 160L252 158H251ZM28 157H30L31 159H32V155L31 156H28ZM42 157V158H43ZM49 157V156H48ZM63 157V158H64ZM75 157V156H74ZM75 157V158H76ZM81 157H84V156H81ZM131 157V156H130ZM2 158V157H1ZM17 158V157H16ZM38 158V157H37ZM40 158H41V156H40ZM51 158V157H50ZM78 158V157H77ZM77 158H76V161L78 162V163H80V161H78L77 160ZM102 158V157H101ZM154 158V157H153ZM161 158H160V160H161ZM19 159H21V157L19 158ZM44 159V160H45ZM68 159V160H67ZM78 159H83V158H80V156H79V158ZM127 159V158H126ZM157 161H158V159H157V156H156V158H155ZM154 159V160H155ZM15 160V159H14ZM36 160V159H35ZM34 160V161H35ZM59 160V159H58ZM62 160V159H61ZM60 160V161H61ZM128 160V159H127ZM127 160H126V162H127ZM154 160H152V161H154ZM191 160H192V158H191ZM193 160H194V158H193ZM262 160V161H261ZM32 161V160H31ZM46 161V160H45ZM44 161V162H45ZM49 161H51V160H49ZM53 161V160H52ZM52 161H51V163H52ZM70 161V160H69ZM109 161V160H108ZM156 161V162H157ZM171 161V160H170ZM187 161V160H186ZM256 161V160H255ZM17 162H18V160H17ZM43 162V164H47V163H44ZM58 162V161H57ZM73 162H75V161H73ZM102 162V161H101ZM156 162L154 163V164H151L152 166H154L153 167V169H150V170H154L153 171V174H155V175H157V176H159L158 174H156V173H158L159 171H160V169H157L158 171L156 172V167H155V164H156ZM163 163H164V161H162ZM172 162H174V161H172ZM257 162H258V160H257ZM257 162H253V163H255V164H257ZM33 163V162H32ZM37 163H39L38 161H37ZM36 163V164H37ZM50 163V164H51ZM55 163H56V161H55ZM55 163H52L53 165H55ZM61 164H62V162H60ZM60 163H58L60 166H57V167H61L62 165L60 164ZM149 163H150V161H149ZM148 163V164H149ZM153 163V162H152ZM158 163V162H157ZM176 163V164H177ZM200 163V162H199ZM198 162H197V164H199ZM12 164H13V162H12ZM11 164V165H12ZM31 164V163H30ZM39 164H41V163H39ZM49 163H48V165H50ZM58 164H56V165H58ZM70 164V165H69ZM69 164H67V165H65V166H68V168L70 169V167H71V164L72 163H69ZM75 164V163H74ZM74 164H72V166L74 165ZM147 164V161L145 162V165ZM167 164H171V162H168ZM185 164V163H184ZM187 164H188V162H187ZM192 164H194L193 162H192ZM191 164V165H192ZM14 166H15V164H13ZM26 165V164H25ZM29 165V164H28ZM38 165V164H37ZM36 165V166H37ZM42 165V164H41ZM45 165H42V166H45ZM47 165V166H48ZM53 165H51V166H53ZM56 165H55V167H56ZM108 165H111L110 164V161L108 162ZM145 165H143V166H145ZM157 165V164H156ZM162 165L163 164H159V166L160 167H158V168H161L162 167ZM173 165H175L174 163H173ZM172 164H171V168H172V171L173 172H175L174 174H173V172H172V174L173 175H170V178H171V180H170V182H166V186L165 187H163L164 189H165V191L166 192H162V190H161V193H160V195L157 193V194H155L154 196H152V195H149V197H147L146 198V196H144V200L142 201V204H140L138 207H136L135 209H133L132 208V206H130L132 203H135V205H136V202H135V199L137 198V199H139L140 197L137 195V197L136 196H134V200H133V202L129 205L135 212H137V210L139 209L140 210V208H142L141 210H143V211H145V212H143V211H139V212H137L138 214L139 213H141L140 214V216H138L137 215V217H135V213H132V209L129 207V206H126V204L127 203H125L124 202V204H125V206L123 205H121V207H120V211H121V208H123V211H124V209H125V207H126V209H125V212L130 208V211L131 212H129V210H128V214H126L127 216H126V220L128 221L127 222V225L126 226H131V230L133 231V229L134 228H132L133 227V221H134V223H135V221L136 222H140L142 219H143V221L141 222L142 224H143V222H145V221H147V220H145L144 221V218L145 219H150V218H152L154 215H152V214H155L154 212H155V209H156V213L157 214H159L158 215V217H160V218H162L161 216H160V213L164 210V212H163V214L165 213V210H167L166 212L168 213L171 209H173L174 211H175V209H177L176 210V212H173V210L172 211H170L169 213H171V212H173L172 214H175V213H177V211H178V209H180L181 208V204H180V202L181 201H178L175 197H173V199H171L172 198V196H175V195H172V194H170L171 193V190H174V189H177V186H179L180 187V181H179V183L178 182H176L177 184H180V185H176L174 182H175V180H176V177H178V176H176V175H179V173H180V176H182V177H184L185 176V174L187 173V171H188V173H189V169H191L192 167H185V169L186 168H188L187 170H186V172H185V170H182L181 169V171H183V172H181V171H179V172H177L176 173V169H178L180 166H181V164L178 166V167H175L174 168V166H173ZM189 165V164H188ZM30 166V165H29ZM142 166V167H143ZM152 166H151V168H152ZM167 166V165H166ZM169 166V165H168ZM173 166V167H172ZM190 166V165H189ZM198 166H200V165H198ZM202 166H204V165H201V167ZM215 166V165H214ZM256 166H258L259 167V164L258 165H254V168H253V170H254V178H253V180H254V182H255V184L251 187V189H249L248 190V192L247 193H242V199H243V207H245L246 206V211L245 212H248V213H246V214H249L250 215V218H251V221H250V226H249V228H250V231L251 230H253V229H256V232H258V231H260L261 232V234L264 236V170L263 169H261V171L259 170V168L258 167H256ZM13 167V166H12ZM11 167V168H12ZM33 167H35L34 165H33ZM74 167H77V166H74ZM74 167H72V168H74ZM99 167H100V165H99ZM112 167H113V165H112ZM117 167H119V166H117ZM116 167V168H117ZM146 167V166H145ZM145 167H143L144 169H145ZM164 167V166H163ZM161 168L162 170H163V173H165L164 171H165V168ZM221 168V166H218V167H216V171H214V173L212 174L213 175V177L216 175V173H217V171H218V169H220ZM256 167V168H255ZM10 168V169H11ZM14 168V167H13ZM39 168V167H38ZM59 168H57L58 169V171H56L53 167H52V169L53 170H55V171H53L54 173H60V171H61V173L60 174H62V171L64 172V171H66V170H62V169H59ZM78 168V167H77ZM77 168H76V170H77ZM101 168H102V166H101ZM115 168V167H114ZM120 168V167H119ZM181 168V167H180ZM203 168V167H202ZM206 168H208L207 169V171L209 170V169H211V168H214V167H209V166H207ZM6 169V168H5ZM5 169H2V170H4V171H8V170H5ZM8 169V168H7ZM36 169V168H35ZM40 170H41V168H39ZM39 169L38 170H36V171H38L39 173H40V171H39ZM113 169V168H112ZM168 169V168H167ZM166 169V170H167ZM173 169H175V170H173ZM23 170H24V168H23ZM27 170H28V168H27ZM33 171H34V169H32ZM44 170V169H43ZM46 170V169H45ZM68 170V169H67ZM79 170V169H78ZM78 170H77V172H78ZM142 170V173L144 172L145 173V171L146 172H148L147 170H143V169H141ZM149 170V171H150ZM168 170H171L170 168L168 169ZM180 170V169H179ZM215 170V169H214ZM19 172H20V170H18ZM18 171H16V174H17V176H15V178H16V180H18V181H20V183H23L22 181L24 180V178L25 177H23V176H25V174H23V175H20L19 173H18ZM50 172H52L51 171V169L49 170ZM69 172H70V170H68ZM205 171V170H204ZM206 171V172H207ZM5 172V173H6ZM10 172V171H9ZM11 172H12V169H11ZM37 172V173H38ZM43 173L44 172H46V173H48L47 172V170L46 171H42ZM50 172L47 174V175H45V176H43V178L45 177L46 179H48L46 176H48V175H52L53 174V172H52V174H50ZM67 172V171H66ZM68 172V173H69ZM77 172H75L76 173V176H77ZM104 172V171H103ZM113 172V171H112ZM156 172V173H155ZM169 172V171H168ZM167 172V173H168ZM211 172H213V170L211 171ZM219 172H221V169L218 171V175H219ZM4 173V174H5ZM36 173V172H35ZM65 173V172H64ZM68 173H65V174H68ZM104 173H106V171L104 172ZM108 173H109V170H108ZM143 173V174H144ZM162 173V174H163ZM202 173H203V169H202ZM205 173V172H204ZM203 173V174H204ZM9 174V173H8ZM13 174V173H12ZM146 174H149V173H146ZM146 174H144L143 176H144V178L143 179H141L142 181L144 180V181H147L146 179H148V181L147 182H149L150 180V178H154L155 176L153 175V174H151L149 177H147V175ZM170 174V173H169ZM190 175L191 174H193V172L192 173H189ZM203 174H198V175H196L195 177H194V182H195V184H199L200 182H201V178L203 177ZM215 174V175H214ZM35 175V174H34ZM70 175V174H69ZM68 175V176H69ZM98 175V174H97ZM96 175V176H97ZM146 175V176H145ZM164 175V174H163ZM165 175H166V173H165ZM164 175V176H165ZM175 175V176H174ZM189 175V176H190ZM205 175V174H204ZM218 175H216L215 177H218ZM6 176V175H5ZM4 176V177H5ZM12 176V175H11ZM10 176V177H11ZM23 177V179H22V181H21V178L20 177ZM60 177H63V175H59ZM76 176H69V177H73V178H75V180L74 181H76ZM161 176V175H160ZM171 176H174V179H173V177H171ZM187 176H188V174H187ZM208 176H211L210 174L208 175ZM10 177H5L6 179H3V182L5 183L6 181H8V179H9V182H11V180L10 179H12V178H10ZM37 177V176H36ZM192 177V175L189 177V179ZM204 177H206V175L204 176ZM212 177V176H211ZM213 177L212 178H210L209 180H210V182H213ZM18 178H20V179H18ZM40 178H42V177H40ZM96 178H98V177H96ZM160 178V177H159ZM184 178H186V177H184ZM184 178H182L181 179V177H180V179H181V181H183V179ZM1 179V178H0ZM38 179V178H37ZM36 179V180H37ZM67 179H68V177H67ZM66 179V180H67ZM155 179V178H154ZM154 179H151V181L153 180L154 181ZM156 179H158V177L156 178ZM162 179V178H161ZM206 179V178H205ZM6 180V181H5ZM30 180V179H29ZM66 180H61L60 179V181L58 180V181H55V180H53V183L52 184H55V182H62V181H65L66 182ZM73 180L71 179H69V181H68V183L70 184L69 185V187L71 186V184H73V186H75L76 187V189H75V187H73L74 188V190L76 191L77 190V187L79 186V183L77 182V185H74V182H73ZM140 180V182H139V185H138V187L137 188H139L140 187V185L143 183H146V182H142ZM158 180H160V179H158ZM169 180V178L167 179V181ZM190 180H192V179H190ZM190 180H188V182H189V184L188 183H186V184H188L187 186H191L192 185V187L194 186V183H192V181H190ZM31 181V180H30ZM29 181V182H30ZM39 181V180H38ZM37 181V182H38ZM46 181V180H45ZM70 181H72V183H70ZM106 181H107V179H106ZM186 181H187V179H186ZM206 181H207V179H206ZM27 182H28V180H27ZM36 182V183H37ZM40 182V181H39ZM113 182V181H112ZM114 182H116V180L114 181ZM114 182H113V184H114ZM142 182V183H141ZM155 182H156V180H155ZM221 182V181H220ZM4 183H2L1 182V184H4ZM8 183V182H7ZM19 183V182H18ZM44 183V182H43ZM43 183H41V184H39L40 186L41 185H43L44 186V190H45V188H46V186H48L49 187V185H47L46 183L47 182H45L44 184H46V186L43 184ZM48 183H50V182H48ZM59 183V185H57L56 187L57 188H55V186H54V188H53V191H54V189L56 190L57 189V192H55V193H57V195H54V194H52L53 192H50V191H52V190H48V188H47V191L46 192H48L49 191V193L50 194H52V198L55 196H59L60 197V194L62 193V197H60V200H59V197H56L54 200L52 199L51 201H53L52 203H56L57 202V200L56 199H58L59 201L57 202V204L59 203V204H61V207L63 206L64 207V204H65V202H67V204L69 203V201L70 200H67L66 201V199L68 198L67 196H69V197H71V195L73 194H71V192L72 191H70V190H73L72 188H69L68 187V185H67V187L65 186V188H69L70 190H69V194L70 195H67L68 193H66L67 191H68V189H67V191H66V189L65 190H62L63 189V185L62 184H64V182H62L61 184ZM150 183V182H149ZM207 183V182H206ZM215 183V188H214V185L212 186L210 183H208V184H210V186L211 187H213L214 188V191H212L213 190V188H212V190L210 189V191L211 192H214L215 194H218L217 195V197H219V198H221V196H219V194L221 193V191L223 190V186H225V184H223L222 182L221 183H219V182H217V181H215L214 182ZM24 184V183H23ZM22 184V185H23ZM35 184V183H34ZM65 184H67V183H65ZM76 184V183H75ZM142 184V185H143ZM186 184H182L181 186L183 187V185H186ZM191 184V185H190ZM213 184V183H212ZM6 185V184H5ZM10 185V184H9ZM8 184L6 185V189H4L5 188V186H3V187H1L2 188V190H1V188H0V191H5V190H8V187L7 186H9ZM13 185V184H12ZM24 185H26V184H24ZM32 185H33V183H32ZM38 185V186H39ZM61 185V186H60ZM91 184H89V187H91L90 186ZM150 185V184H149ZM149 185H148V188H146V189H148V191H149V189H150V187H149ZM17 186V184L15 185V186H12V188H14V189H11V192L13 191V190H18V189H15V187ZM29 186L31 187L30 188V193L29 194H32V192H33V190L32 189H34L33 187H35V185L32 187L30 184H28V188H29ZM39 186V187H40ZM82 185H80V187H81ZM84 187H85V185H83ZM87 186V185H86ZM93 186V185H92ZM113 186H115V185H110V187H113ZM162 186V185H161ZM186 186V188H185V190H186V192H185V197L184 198H186V200H185V205H187L188 203H187V201H192L191 200V198L189 199L188 197L189 196H191V197H193L192 195V193L191 192H188V187ZM200 186V185H199ZM204 186H205V184H204ZM203 186V187H204ZM19 187V190L21 189L22 190V188H20V186H17V188ZM72 187V186H71ZM88 187V186H87ZM110 187L108 188V190L110 189ZM158 187H159V184H158ZM176 187V188H175ZM181 187V189L179 188V190H180V192H177L176 193V195H179L178 193H181V196H180V198L181 197H183L184 196V193H182L183 191H184V189ZM211 187H209V188H211ZM26 188V187H25ZM42 188V186L40 187V189ZM200 188V187H199ZM36 189H38V187L36 188L35 187V192L37 193V191H36ZM50 189H52V188H50ZM58 189H60V191H62V192H60V191H58ZM80 188H78V190H79ZM82 190H83V187L81 188ZM92 189V188H91ZM155 189H157V187L155 188ZM161 189V188H160ZM182 189H183V191H182ZM204 189H205V191H204V193H207V196L205 195L204 196V194H202V196H203V200L202 201H206L205 203L207 204V202H209L210 201V199H215L216 200V202L217 201H221L222 199H218V198H216V196H215V198H214V196H212V194H214V193H208L207 192V188H205L204 187ZM20 190V191H21ZM42 190V189H41ZM81 190V191H82ZM137 190V189H136ZM136 190H135V192H136ZM15 191H13L12 192V194L11 195H15ZM19 191V192H20ZM28 191V192H29ZM32 191V192H31ZM178 191V190H177ZM190 191V190H189ZM17 192V191H16ZM22 192V191H21ZM25 192L26 193H28L27 192V190H25ZM42 192V191H41ZM40 192V193H41ZM46 192H44V193H42V194H44V195H46L45 196V198H47V196L49 195L48 193L46 194ZM60 194H59V193ZM142 192V191H141ZM6 193H8L9 194V191L8 192H6ZM36 193H34L33 195H34V199L36 198L37 199V197H36V195L38 196L40 193H39V191H38V193L36 194ZM79 194L81 193L80 192V190H79V192H78ZM144 193V191L141 193V194H143ZM145 193H147V192H145ZM144 193V194H145ZM169 193V194H168ZM174 193H175V191H174ZM173 193V194H174ZM186 193H191V194H188V196L186 197ZM2 194V193H1ZM0 194V195H1ZM5 194V193H4ZM17 194V193H16ZM19 194V193H18ZM36 194V195H35ZM59 194V195H58ZM138 194H140V191H139V193ZM183 194V195H182ZM208 194H210V199H209V195ZM7 195V194H6ZM54 195V196H53ZM2 196H3V194H2ZM5 196V195H4ZM16 196V195H15ZM17 196H19V195H17ZM25 196H27V194L25 195ZM40 196L42 197V195L40 194ZM168 196H170L171 198L169 199L168 198ZM212 196V197H211ZM6 197V196H5ZM44 197V196H43ZM42 197V198H43ZM49 197H51V196H49ZM48 197V199H50ZM73 197V196H72ZM31 198H32V195H31ZM31 198H30V200H31ZM62 198V199H61ZM179 197H178V199H180ZM184 198H181V199H184ZM4 199H6V198H4L3 197V199H2V197H1V200L3 201ZM28 199V198H27ZM34 199H32L34 202L33 203H35V204H37L38 202H37V200H39L40 202L37 204V206H42V205H44V203H42L41 202V200L42 199H40V197L38 196V199L36 200H34ZM166 199H169V200H173V201H176V203H174V202H171V201H169V200H167L166 201ZM211 200L212 202L214 201V200ZM29 200V199H28ZM45 201H46V199H44ZM129 201L130 200H132V199H128ZM151 201V204H150V207H151V212H153V213H151V212H149V211H147V209H144L145 208V205L147 204V202L148 201ZM224 200V199H223ZM6 201V200H5ZM37 203H36V202ZM47 201H49L50 203H51V201L50 200H47ZM56 201V202H55ZM219 201V202H220ZM1 202V201H0ZM31 202V201H30ZM49 202H46L47 204L49 203ZM183 202H184V200H183ZM182 202V203H183ZM222 202V201H221ZM26 203V202H25ZM25 203H23V204H25ZM42 203V204H41ZM165 203H167V207L165 206ZM171 203H173V204H171ZM187 203V204H186ZM203 203V202H202ZM244 203H245V205H244ZM35 204H33V205H35ZM47 204H46V207H47ZM56 204V205H57ZM137 204H138V202H137ZM170 204V205H169ZM175 204V206H173ZM177 204H179L180 206H178L177 207ZM204 204V203H203ZM120 205V204H119ZM183 205V204H182ZM30 205H28L27 206V208L29 207ZM36 206V207H37ZM173 206V207H172ZM0 207H1V205H0ZM26 207V206H25ZM35 207V206H34ZM35 207V208H36ZM38 207V208H39ZM65 207H67V205L65 206ZM144 207V208H143ZM175 207H177V208H175ZM180 207V208H179ZM18 208V207H17ZM20 208V207H19ZM128 208V209H127ZM165 208V209H164ZM167 208V209H166ZM14 209V208H13ZM29 209V208H28ZM44 209V208H43ZM137 209V210H136ZM170 209V210H169ZM244 209V208H243ZM24 210H26V209H24ZM30 210V209H29ZM118 210V209H117ZM153 210V211H152ZM17 211V210H16ZM18 211H20V210H18ZM28 211V210H27ZM26 211V212H27ZM31 211V210H30ZM121 212V214H123V215H121V217L120 218H116L117 217V215L115 216V217H113V218H115L114 220H112L111 219V221H110V223H111V226L109 227V225H110V223L108 224V226H107V228L109 227L110 229L112 228V225L115 227L116 225H114V224H116V222H118V220H121L122 219V217L125 215V213L124 212ZM181 211H182V213L184 212L182 209H181ZM181 211H180V213H181ZM29 212V211H28ZM119 212V211H118ZM148 212V213H147ZM149 213H151V215H152V217H149L148 215H149ZM55 214V213H54ZM58 214V213H57ZM166 214V213H165ZM184 214V213H183ZM26 215V214H25ZM130 215H131V217H130ZM177 215V214H176ZM180 215H182V214H180ZM53 216V215H52ZM132 216L133 217H135L134 218V220H131V219H133L132 218ZM10 217H11V215H10ZM9 217V218H10ZM13 217V216H12ZM49 217H51V216H49ZM55 217V216H54ZM58 217V216H57ZM125 217V216H124ZM124 217H123V219H124ZM127 217H128V219H127ZM148 217V218H147ZM130 218V219H129ZM118 219V220H117ZM125 219L122 221H120V224H122V226H124V224H126V222H125ZM2 220V219H1ZM51 220V219H50ZM53 220H55V219H53ZM130 220V221H129ZM162 221H164V219H161ZM165 220H167V219H165ZM24 221V220H23ZM56 221V220H55ZM132 221V222H131ZM168 221V220H167ZM9 222V221H8ZM129 222H131V225L129 224L128 225V223ZM165 222V221H164ZM11 223V222H10ZM22 223V222H21ZM43 223V222H42ZM139 224L138 223V225L137 226H141L142 224ZM45 224V223H44ZM43 224V225H44ZM135 224H137V223H135ZM134 224V225H135ZM19 229V228H18ZM48 229V228H47ZM87 229V228H86ZM109 229V230H110ZM43 230V229H42ZM89 230V229H88ZM106 230V229H105ZM90 232H91V230H89ZM89 231H87V232H89ZM249 231V232H250ZM242 231H240V233H241ZM244 232H247L246 231V228L244 227ZM67 235V232H66V234H65V236ZM242 236H243V234H242ZM245 236V235H244ZM89 238H90V235L88 236ZM247 237V236H246ZM91 238H92V236H91ZM263 239H264V237H263ZM91 244V245H90ZM89 245H90V247L92 246V243H90ZM96 247H98L97 245L95 246V248ZM92 248H94V245H93V247ZM260 260H261V258H260Z\"/></svg>","mask_w":264,"mask_h":264}]
</instances>
